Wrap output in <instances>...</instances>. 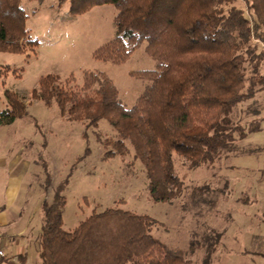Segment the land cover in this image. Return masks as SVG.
<instances>
[{"label": "trees", "instance_id": "trees-1", "mask_svg": "<svg viewBox=\"0 0 264 264\" xmlns=\"http://www.w3.org/2000/svg\"><path fill=\"white\" fill-rule=\"evenodd\" d=\"M20 1L0 0L2 51L21 50L24 39L36 41L27 35V14ZM66 1L71 14L106 2L115 8V35L94 49L95 59L121 64L145 43L155 68L129 72L148 80L131 107L102 71L84 70L80 85H75L73 74L65 79L55 73L41 75L31 95L46 106L56 105L63 117L83 122L86 128L105 119L117 132L115 139L96 132L104 147L109 146L105 156H124L130 145L143 165L153 201L167 202L181 194L174 154L190 169L212 167L238 151V143L249 133L260 130L263 118L256 94L264 91V0L57 3ZM5 96L8 107L0 110V125L28 115L16 93L6 90ZM249 100L245 112L254 118L242 124L233 117L234 109ZM66 182L61 181L51 199L44 198L39 205L41 228L35 245L40 264H190L184 251L151 235L153 218L122 208L93 210L66 230L62 218ZM44 185L47 192L49 175ZM19 258L22 261L23 256ZM8 259L5 256L0 263Z\"/></svg>", "mask_w": 264, "mask_h": 264}, {"label": "rangeland", "instance_id": "rangeland-1", "mask_svg": "<svg viewBox=\"0 0 264 264\" xmlns=\"http://www.w3.org/2000/svg\"><path fill=\"white\" fill-rule=\"evenodd\" d=\"M20 4L27 14V35L36 41L24 39L19 51L0 50V110L8 107L5 92L9 90L22 99L28 112L0 125V155L19 154L12 174L27 169L22 192L15 198L22 209L20 217L13 208L9 225L1 227L9 242V259L3 264H40L35 238L41 217L33 205L50 200L52 189L66 179L62 209L66 230L93 210L117 207L153 218L151 235L184 251L190 264H264V91L256 94L263 118L260 130L249 133L238 143V151L212 167L190 169L174 154L183 183L181 194L171 201L155 202L143 165L130 145L124 156H105L109 146L104 147L96 132L102 138L117 137L105 119L86 128L83 122L63 117L56 105L46 106L31 95L41 75L55 73L65 79L73 74L75 85H80L84 70L102 71L117 87L123 103L131 107L148 80L129 72L155 68L145 43L121 64L97 60L94 49L116 31V10L110 3L95 4L79 14L70 13L68 1L21 0ZM239 7L244 9L243 4ZM250 102L234 109L233 117L242 124L254 118L245 112ZM6 170L0 169V209L8 199ZM47 175L51 185L44 192Z\"/></svg>", "mask_w": 264, "mask_h": 264}, {"label": "crops", "instance_id": "crops-1", "mask_svg": "<svg viewBox=\"0 0 264 264\" xmlns=\"http://www.w3.org/2000/svg\"><path fill=\"white\" fill-rule=\"evenodd\" d=\"M19 154H13L12 152H9L7 155L3 156L0 155V169L6 168L7 167V175H8V181L5 186V191L7 194V202L2 205L0 209V232H1V227L3 225H9L8 222L11 221V215L12 213L10 212L13 208L16 209V212L18 213V218L20 217V211H22L21 207L19 204L16 203L15 198L17 196H20L19 194L22 192V187L24 186L23 181L25 174L27 172V169L24 168V170L19 174V173H13L12 171L14 170L15 163L18 161L16 159V156ZM43 199H41L38 203H35L33 206V211H38L39 205ZM20 210V211H19ZM15 211V210H14Z\"/></svg>", "mask_w": 264, "mask_h": 264}, {"label": "built area", "instance_id": "built-area-1", "mask_svg": "<svg viewBox=\"0 0 264 264\" xmlns=\"http://www.w3.org/2000/svg\"><path fill=\"white\" fill-rule=\"evenodd\" d=\"M8 244L9 242L6 238H4L3 234L0 232V259L5 258V256L7 255Z\"/></svg>", "mask_w": 264, "mask_h": 264}]
</instances>
